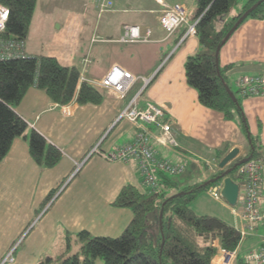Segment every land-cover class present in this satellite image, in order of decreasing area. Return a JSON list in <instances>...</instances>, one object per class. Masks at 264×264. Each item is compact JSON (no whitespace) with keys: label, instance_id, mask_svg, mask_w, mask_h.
<instances>
[{"label":"crops","instance_id":"obj_1","mask_svg":"<svg viewBox=\"0 0 264 264\" xmlns=\"http://www.w3.org/2000/svg\"><path fill=\"white\" fill-rule=\"evenodd\" d=\"M105 1L35 2L24 38V55L49 54L62 65H74L80 73L76 90L82 81H101L114 66L130 72L136 80L123 97L92 83L102 92V100L96 104H78L75 99L59 104L36 86L27 89L14 108L25 120L26 129L13 139L0 160V262L11 249L14 257L3 264H47L49 255L69 251L72 242L80 248L88 239L77 236L82 230L89 237L122 233L132 210L112 201L125 184L142 192L146 186L133 161H108L97 154L84 159L96 144L109 151L130 142L142 126L149 130L163 159L184 166L179 153L184 152L209 165L210 157L213 173L221 169L215 162L231 148L237 147L238 153L230 162L248 153L247 135L237 115L226 118L222 112L200 104L196 90L185 79L184 60L201 47L196 34L183 35L200 0H163L181 4L187 11L186 22L171 33L159 22L163 6L158 0H110L111 7L99 11V3ZM125 24L137 25L144 39L120 41ZM217 55L221 67L229 65L226 79L234 91L238 76L264 74V16L247 17L230 33ZM141 77L151 79L143 86ZM237 94L248 130L260 145L263 191L264 95ZM134 96L137 108L153 103L164 111L176 144L159 142L158 127L120 117ZM32 130L61 151L55 165L44 167L30 156L28 136ZM169 152L173 153L170 159ZM82 160L75 171L76 162ZM186 170L179 172L180 181L162 177L159 190L172 194L203 181L200 173Z\"/></svg>","mask_w":264,"mask_h":264},{"label":"trees","instance_id":"obj_2","mask_svg":"<svg viewBox=\"0 0 264 264\" xmlns=\"http://www.w3.org/2000/svg\"><path fill=\"white\" fill-rule=\"evenodd\" d=\"M236 1L200 0L195 15L203 12L196 24L201 49L186 56L184 73L187 84L196 90L200 104L222 112L226 118L237 115L249 147L244 158L259 157L262 154L260 145L248 130L238 89L234 91L227 83L229 65L221 67L217 54L230 33L247 17L264 16V0H249L230 21L223 20L222 16L229 14ZM35 2L0 0L7 10L0 38H25ZM79 76L74 65H62L49 54L0 59V160L13 139L26 129L25 120L14 108L30 86L41 89L59 104L72 99L78 104H96L102 100V92L89 82L82 81L76 90ZM28 151L32 159L44 167L55 165L61 157V151L36 130L28 136ZM244 158L230 162L225 169H218L211 180L183 187L172 194L161 190L142 192L134 185H123L112 201L115 206L132 210V217L122 233L89 237L87 231H79L77 236L88 237L87 241L58 264H96L97 257L103 259V264H210L217 250L213 244L215 239L222 249L236 250L241 241L239 231L215 215L197 214L190 207V201L199 190L219 182L222 176L234 177L236 165ZM50 196L51 192L46 199ZM149 214L156 223L155 229ZM235 264L243 263L239 259Z\"/></svg>","mask_w":264,"mask_h":264},{"label":"built area","instance_id":"obj_3","mask_svg":"<svg viewBox=\"0 0 264 264\" xmlns=\"http://www.w3.org/2000/svg\"><path fill=\"white\" fill-rule=\"evenodd\" d=\"M162 6V13L159 17L161 26L171 33L177 29L182 23L187 20L186 8L181 4H169L163 0H158ZM112 5L110 0L99 3V11L108 10ZM205 10V9H204ZM203 12L194 15L191 23L187 26L186 32L183 35H195L196 24L200 20ZM7 18L6 7L0 4V31L4 29ZM149 34V29H146V34ZM144 39L139 33L137 25L125 24L123 26V35L120 41H134ZM24 39L19 38H0V59L9 57L24 56ZM143 86H145L151 77H141ZM136 77L130 72L125 71L117 66L106 74L101 81H91V84H100L116 91L120 97L134 84ZM236 87L242 96L247 95H264V74H243L237 77ZM134 96L129 104L120 112V117L137 122L138 120L151 124L159 128L157 140L162 144H176L175 139L170 133V124L164 119V111L153 103H148L145 108L139 109L135 106ZM152 135L145 127L140 126L133 133L132 140L128 143L115 146L109 151H102L98 144L94 145L86 154L88 156L97 154L108 161H133L140 173L143 176V184L146 186L145 192H154L159 189L162 177L169 174L179 173L184 166L180 163H172L163 159L157 154ZM76 162L75 171L79 169L81 163ZM238 184V194L236 203L231 205V212L240 217L245 222L246 228L238 230L241 239L248 233H252L253 229H257L260 225L264 226V204H261V159L259 157L244 158L236 165L234 169V177H231ZM221 180L210 186V195L214 199L223 198L221 195ZM213 244L216 246V253L212 256L210 264H232L235 259L236 250L228 251L222 249L215 239ZM11 249L6 257L2 259L0 264L5 261H13ZM243 264H264V237L260 240L255 249L250 250L243 259Z\"/></svg>","mask_w":264,"mask_h":264},{"label":"rangeland","instance_id":"obj_4","mask_svg":"<svg viewBox=\"0 0 264 264\" xmlns=\"http://www.w3.org/2000/svg\"><path fill=\"white\" fill-rule=\"evenodd\" d=\"M249 0H237L231 7V10L226 18L230 21L232 17H234L236 14L240 13L243 10V6L248 2ZM183 155V163L184 168H186V172L190 171L191 174H194L197 172L203 175V181L202 183H205L209 180H211L213 176V172H211V169L213 168V160L209 157L208 161L209 165H207L204 161H201L194 156L190 154H185L184 152H179ZM168 155V158H171L172 152L166 153ZM193 160V161H192ZM192 161V162H191ZM196 161V162H195ZM220 160L215 162V165L218 166ZM195 162L196 165H198L197 168H194L195 166L193 163ZM179 173L175 174H169L168 177H170L172 180H179L180 181V175ZM159 190V189H158ZM210 186H206L199 190L196 195L193 197V199L190 201L191 208L198 212L199 214H210V215H217V217L221 218L222 220L226 221L227 223L236 226L238 230H241L245 228V230H248L245 226V222L241 220L240 217L235 216L231 212V205L223 198L221 199H214L210 195ZM261 195L263 196L262 199L264 200V188L263 191L261 190ZM261 199V196H260ZM264 202V201H263ZM262 203V202H261ZM197 213V214H198ZM152 227L156 228V223L152 219V214H149ZM253 232L250 234L248 233L246 236L242 237L238 247L236 248V254L235 259L232 264H235V260L238 261L239 259H243L245 255L250 251L256 248V246L259 244L262 237H264V226L260 225L257 229H253ZM72 249L69 251L67 250L65 253H52V255H49L47 258V264H58L62 261L63 258L66 256H69L72 253V251L76 248L79 250V245L76 246L75 242L71 243ZM96 264H103V259L101 257H97L95 259Z\"/></svg>","mask_w":264,"mask_h":264},{"label":"water","instance_id":"obj_5","mask_svg":"<svg viewBox=\"0 0 264 264\" xmlns=\"http://www.w3.org/2000/svg\"><path fill=\"white\" fill-rule=\"evenodd\" d=\"M228 16V13L222 16L224 20ZM238 153V148H231L219 161L218 166L221 169H224L227 164L236 156ZM228 169H226L227 171ZM222 187H221V195L223 199H225L230 205H234L236 203V198L238 194V184L231 178L229 175L222 176L221 178Z\"/></svg>","mask_w":264,"mask_h":264}]
</instances>
